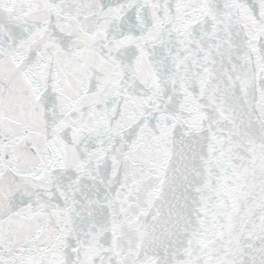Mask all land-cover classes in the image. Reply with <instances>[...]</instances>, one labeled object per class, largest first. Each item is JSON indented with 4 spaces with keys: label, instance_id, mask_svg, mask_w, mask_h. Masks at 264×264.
Instances as JSON below:
<instances>
[{
    "label": "snow or ice",
    "instance_id": "1",
    "mask_svg": "<svg viewBox=\"0 0 264 264\" xmlns=\"http://www.w3.org/2000/svg\"><path fill=\"white\" fill-rule=\"evenodd\" d=\"M0 264H264V0H0Z\"/></svg>",
    "mask_w": 264,
    "mask_h": 264
}]
</instances>
